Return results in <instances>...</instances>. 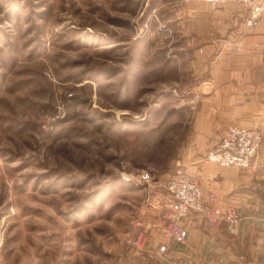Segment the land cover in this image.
Listing matches in <instances>:
<instances>
[{
  "label": "rangeland",
  "instance_id": "1",
  "mask_svg": "<svg viewBox=\"0 0 264 264\" xmlns=\"http://www.w3.org/2000/svg\"><path fill=\"white\" fill-rule=\"evenodd\" d=\"M177 6L0 0V264L142 257L124 242L145 197L137 172L207 169L214 140L197 112L214 78L176 31ZM192 219L212 237L208 264H264V230Z\"/></svg>",
  "mask_w": 264,
  "mask_h": 264
},
{
  "label": "crops",
  "instance_id": "2",
  "mask_svg": "<svg viewBox=\"0 0 264 264\" xmlns=\"http://www.w3.org/2000/svg\"><path fill=\"white\" fill-rule=\"evenodd\" d=\"M246 13V7L233 3L211 8L204 0H178L177 11L171 16L172 23L177 21L178 34L188 36L187 43L196 58L210 61L207 78H214L213 89L202 99L197 112L198 122L207 125L201 131H208L206 136L214 140L208 149L227 124L264 126V93L260 91V84L264 85V20L252 32H245ZM237 41L241 42L240 47L229 44ZM220 78L223 79L219 81ZM216 124L219 130L214 129ZM260 155H264V140ZM184 162L187 171L200 179L204 192L213 191L231 200L239 210L241 219L235 232L238 236L264 230V203L256 189V180L264 176V171L213 163L203 169L200 162L191 159ZM184 224L188 229L184 242H171L167 251L159 252L160 234L154 231L155 239L150 238L143 256L121 264H151L150 259L154 264H208L203 254L212 237L201 235V231L196 233L192 218Z\"/></svg>",
  "mask_w": 264,
  "mask_h": 264
},
{
  "label": "built area",
  "instance_id": "3",
  "mask_svg": "<svg viewBox=\"0 0 264 264\" xmlns=\"http://www.w3.org/2000/svg\"><path fill=\"white\" fill-rule=\"evenodd\" d=\"M211 8L227 3L247 8L244 16L245 32H252L264 20V0H204ZM241 46V42H230ZM220 128V126H218ZM264 126L249 127L236 123L227 124L216 143L201 157L204 163L222 167H237L252 172L264 171V155H260ZM135 181L145 192V197L131 220L130 230L124 242L142 253L154 231L160 233L157 250L167 251L171 242H184L188 229L184 222L200 216L215 228L224 227L235 233L241 214L231 200L213 191L204 192L197 176L179 165L166 179L160 180L147 169L137 172ZM256 189L264 203V176L256 181Z\"/></svg>",
  "mask_w": 264,
  "mask_h": 264
}]
</instances>
